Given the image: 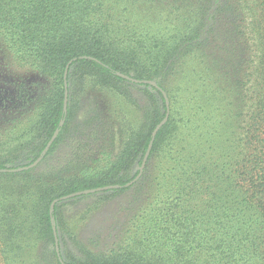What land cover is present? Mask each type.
<instances>
[{"label": "trees", "instance_id": "16d2710c", "mask_svg": "<svg viewBox=\"0 0 264 264\" xmlns=\"http://www.w3.org/2000/svg\"><path fill=\"white\" fill-rule=\"evenodd\" d=\"M1 51L41 80L0 95V170L42 161L0 172V264H264V0H0ZM128 193L117 249L81 244L67 207Z\"/></svg>", "mask_w": 264, "mask_h": 264}, {"label": "rangeland", "instance_id": "374dc122", "mask_svg": "<svg viewBox=\"0 0 264 264\" xmlns=\"http://www.w3.org/2000/svg\"><path fill=\"white\" fill-rule=\"evenodd\" d=\"M40 80L41 79L38 78L34 73L26 69L18 68L11 60L6 61L2 51L0 52L1 99L5 101L7 100L8 103L12 104L15 111L20 108V103H17V98L20 96V92H17L19 85H29L34 81ZM28 92L30 93L29 96L34 98L31 90ZM6 111V108H2L0 110V118L1 115L6 113ZM33 114V111H31L28 116L31 117ZM129 117L131 118L132 114H130ZM6 128L7 126H4L0 130V132L3 133V138L4 134L6 133ZM102 128H104L102 130L104 135L108 136L107 134L111 130L109 124H104ZM7 129L10 131L12 128ZM0 138L2 139L1 134ZM109 138L110 137H108L107 141ZM30 163L31 160H27L25 159V156H23L14 165L8 166L10 168L13 166L18 168L31 165ZM105 192H100L98 195H103ZM139 196L140 195L135 196L134 193H128L115 197L100 205L99 210L91 213H88L90 210V208L87 207L89 202L75 204L71 203L67 207L66 217L69 223H71V226L79 235V241L81 244L83 243L84 246L95 251L96 253L109 254L110 252H114V249H117L116 247L121 240L119 238L123 234V227L128 225L130 219L132 218L131 216L133 212L136 210V207L145 204L144 202L140 201ZM76 198L77 197L62 202L67 203L69 201L75 200Z\"/></svg>", "mask_w": 264, "mask_h": 264}, {"label": "water", "instance_id": "95a60500", "mask_svg": "<svg viewBox=\"0 0 264 264\" xmlns=\"http://www.w3.org/2000/svg\"><path fill=\"white\" fill-rule=\"evenodd\" d=\"M71 64H72V62H70L67 65L66 71H65V74H64V78H65V104H64V110L66 112L68 110V102H69L68 74H69V71H70ZM119 76H121L122 78H124V79H126L128 81H132V82H136V83L151 84V85L157 86V83L155 81H143V82H140V81L134 80L131 76H126V75H123V74H119ZM165 98H166V105H167V113H166V116H165L164 120L156 127L155 131L153 132L154 136H156L158 134V132L161 129V126L168 122V119H169V116H170L169 101H168V98H167L166 94H165ZM54 141H55V136L48 143L45 151H48L50 149V147L52 146ZM152 147H153V140H152V142L149 145L148 151L146 152V155H145V158H144V162H143V165H142V168H141V173L137 176L135 181L140 179V177H141V175H142V173L144 171V168L146 166V162L148 160V157L150 155ZM41 161H42V158H39L38 160H36L33 164H31L29 166L21 167V168H18V169L0 170V172H22V171H26V170L33 169V168L37 167ZM118 188H119V186H108V188L105 191H110V190L118 189ZM100 192H104V191L98 190L96 193H100ZM89 193H90V191L78 192V193H75V194H72V195L65 196V197L61 198V201H66L68 199L79 197V196H83V195H87ZM57 202H58V200L54 202V205ZM57 251L59 252L58 245H57Z\"/></svg>", "mask_w": 264, "mask_h": 264}]
</instances>
